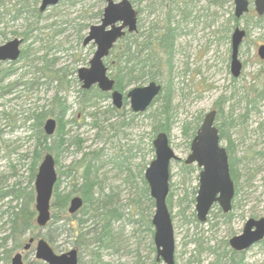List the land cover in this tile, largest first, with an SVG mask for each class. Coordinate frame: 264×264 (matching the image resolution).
I'll return each instance as SVG.
<instances>
[{
    "label": "rangeland",
    "instance_id": "rangeland-1",
    "mask_svg": "<svg viewBox=\"0 0 264 264\" xmlns=\"http://www.w3.org/2000/svg\"><path fill=\"white\" fill-rule=\"evenodd\" d=\"M131 1L138 10L139 29L149 21L160 20L165 16L167 5H163V0ZM34 2L35 0H28L31 5ZM36 2L38 4L39 0ZM6 3L9 12L0 16V32L3 33L0 34V44L14 36L21 37L25 30L31 29V32L21 44V48L25 50L21 58L14 62H0V87L16 79H36L46 83L37 84L35 80L36 83L29 89L18 85L10 94L0 95L1 191L20 187L25 194L32 190L30 198L16 197L13 193L0 196V256L3 249H9L14 243L13 237L4 239L10 233L8 216L12 207H15L13 210L18 209L29 201V206L35 211L32 162L35 151L42 148H35L38 125L31 126L32 120L29 122L25 116L33 105H47L58 90L71 105L70 111L63 118V121L67 120L64 124L66 137L78 135L82 139L84 151L99 149L97 159L92 162L97 200L92 205H87L84 214L80 210L75 213L67 211L69 199L78 195L75 187L80 183L82 173L81 164L73 166L76 168L71 166L81 154L71 143L58 152L55 163L57 179L59 178L58 191H71L65 209L51 204V224L39 231L36 229L34 232L24 233L20 236L23 238L22 245L28 237H43L37 233L49 229V244L53 250L62 253L76 248L79 254L78 264H93L98 258L97 254L101 261L109 264H154L156 253L155 248H152V233L146 225V218H151L154 206L151 207L144 196L138 199L142 191L138 169L143 170V175L144 169L154 158L151 147L155 135L151 128V113L160 108L162 98L133 117L127 103L122 112V117L126 116L123 126L114 124L112 127L106 126L104 130L94 128L89 115L92 107L81 109L79 105L82 88L81 80L77 78V69L89 65L95 44L89 42L83 45L78 38L77 28L86 21L98 23L99 18L92 15L98 5L104 6V2L74 0L71 4L70 0H66L47 8L39 18L31 10L18 19L12 18L13 0H5ZM233 7V0H227L221 8L209 6L206 0H200L195 5L189 4V18L178 24L171 71L169 73L165 67L156 79L162 86L170 89L171 127L168 137L175 154L181 158L170 164L166 196L174 233V264L225 263L232 254L228 239L241 232L247 218L264 215V165L254 176L250 174L254 166L261 163L256 151L264 149V134L257 129L260 122L264 123V99L257 100L256 96V93L264 89V58H260L257 53L258 45L264 43V26L253 25L257 18L253 10L238 19V24L247 33L239 47L242 69L238 76L233 77L229 70L230 35L234 25L230 15ZM85 32L86 30L83 33ZM6 72L11 74L7 76ZM46 74H50L52 78H48ZM56 75L61 78L57 80ZM146 83L147 81L141 84ZM221 98L225 100L221 104L222 112L219 113L220 104L217 102ZM251 99L255 102L249 103ZM98 102L103 108L112 105L109 96L98 98ZM212 108L219 114L215 124L219 127L223 122L222 127L226 131L221 143L227 145L228 140H232V157L239 172V192L233 200L229 218L223 216L219 205L214 203L206 220L201 222L196 218L194 203L189 201L196 195L199 168L187 172L181 165L182 159L189 152L191 139L187 131L196 123L200 124L204 114ZM70 118L74 119L68 120ZM116 118L119 119L114 116L107 122H114ZM230 119L233 120L232 125L228 124ZM98 131L99 134H96ZM55 133L47 139V143L51 142ZM244 156L247 158H243ZM124 157L127 161L124 160V169L120 170L115 161ZM40 160L41 158L36 163L35 173ZM126 164L133 170L131 175L126 171ZM249 165L253 167L248 168ZM70 169L71 173L67 174ZM99 189L111 195L109 204L116 206L122 216L112 223L109 241L107 237L102 238L108 245L95 242L84 248L80 245L81 242L74 241L73 232L76 228L82 231L92 229V233L84 238L87 243L99 229L100 224L95 223L99 218L98 213L103 210V193ZM53 214L56 219L52 217ZM35 216L36 211L34 218ZM80 217L87 219L81 224ZM22 245L11 251L7 261L0 258V264H9L10 257L22 250ZM31 248L23 252L25 264H32L35 260L34 246ZM157 264H163V261ZM243 264H264V243L249 247L244 252Z\"/></svg>",
    "mask_w": 264,
    "mask_h": 264
},
{
    "label": "trees",
    "instance_id": "trees-1",
    "mask_svg": "<svg viewBox=\"0 0 264 264\" xmlns=\"http://www.w3.org/2000/svg\"><path fill=\"white\" fill-rule=\"evenodd\" d=\"M36 1V0H35ZM66 0H62L61 2H64ZM200 0H163V5H167L166 13L163 18L160 20L153 19L152 21H149L147 25H143L139 31L136 33H127L125 36L121 37L117 43L113 46V48L110 50V53L108 57L105 59V64L108 69V74L111 78L114 79V87L118 89L121 92H124L128 87L140 85L143 82H149L151 80L156 81V79L159 77L160 74H162L163 69L166 67L168 72L171 71V60L174 54L175 45H176V39L178 35V24L184 20H187L189 18V15L191 13V9H188L189 4H196ZM207 4L209 6H215L216 8H221L224 6V3L227 2V0H206ZM229 1V0H228ZM104 2V0H100V3ZM70 3L73 4L74 0H70ZM102 5H98L97 9L94 11L92 17L100 18L102 14ZM192 7V6H190ZM32 8V9H31ZM12 12V18L17 19L19 16H22L23 13L29 12L33 10L34 15L36 17L41 16L40 13L37 11L33 5L28 4V0H13V5L11 6ZM9 12L7 8V3L5 4V0H0V16L4 14L5 12ZM245 15V14H244ZM178 16V17H177ZM91 19V18H90ZM230 19L234 21V25L238 24V19L234 17L233 13L230 15ZM229 20V19H228ZM90 22L86 21L81 23L78 28V36L79 39L82 37V33L84 30L87 29ZM254 26L263 27L264 26V15L263 16H257L255 19ZM27 31V30H26ZM26 33V32H25ZM0 34H3L0 32ZM25 50L22 49L20 53V57H22L25 53ZM50 75V74H49ZM51 76V75H50ZM51 78V77H50ZM61 77L60 75H56V79L59 80ZM1 80V79H0ZM29 81H24L22 84H28ZM17 84V82L8 83L5 86V89L7 91H11V89ZM170 89L169 87L162 86L161 91L158 93V95L154 98L153 102L149 107L153 105L155 101L162 98V103L160 108L155 111L154 113H151V128L153 135H155L157 132L165 131L169 136V130L171 127V115L169 113L170 108ZM108 92H103L99 90L96 86H91L88 89H82L81 90V97L79 100V105L81 109H84L86 107H92V111L89 113V115L92 117L91 125L94 128L104 130L106 126H113L114 124H118L120 126H123L124 123H126V116L122 117L123 110L116 109L114 106L106 105V107L103 108L102 105H99L98 98H105L108 97ZM257 100L258 99H264V89L262 91L256 93ZM225 98H221L220 101L217 103L220 104V108L218 109V112H222L221 104L224 103ZM255 100L251 99L249 100V103H253ZM127 104V100L124 99L123 105ZM148 107V108H149ZM71 105L68 104L66 98L59 94L58 90H56L49 100L47 105H33V107H30L28 110V114L25 116L26 120L30 122L32 120L31 126L38 125L35 132V145L37 147H40L39 150H36L33 155V162H32V177L34 178L35 175V166L37 161L46 153H51L54 157L55 163L57 162V154L61 149L67 148V145H70L71 143L75 146V150L77 152H80V158L78 160H75L72 162V167L78 164H81V181L80 183L75 187L76 192L82 197L83 199V205L79 209L80 212L83 214L87 211L86 207L89 204H93L97 198L96 190H95V184L96 181L92 176L93 171V165L92 162L97 159L99 149H92L84 151V147L82 146V139L78 135H69L66 137L67 131L64 129V124L67 122V120L63 121V118L67 115V113L70 111ZM131 112V111H130ZM217 113V111H216ZM132 116L137 115L138 113L131 112ZM125 115V114H123ZM216 114V118H217ZM52 116L56 119V129H55V136L52 138L51 142L47 143V139L51 137V135H48L45 133L44 129L41 127L43 125V120L47 117ZM114 116H118L119 119L114 122H107L109 119H111ZM199 118V117H198ZM74 118H70L68 120H71ZM105 122V125L103 126ZM199 122V121H197ZM223 124V122H222ZM222 124H219V136L222 140L226 136V131L223 129ZM229 125L233 124V120L230 119L228 121ZM187 125V124H186ZM199 126V123L195 124L190 127V131L188 130V136L189 139H191ZM257 129L261 131L264 134V123L260 122L258 124ZM96 134H99V131L96 132ZM232 140H228V144L225 145L226 151L229 156V167H230V174L231 177L234 180L235 183V194L234 198L237 196L239 192V172H237V167L235 165V160L232 157V153L234 151L232 147ZM153 149V147H151ZM42 150H45L42 152ZM256 155H258L261 158V163L254 166L253 172H251V176H254V174L260 170H262V166L264 165V149L256 151ZM249 154V152L247 153ZM250 156V155H249ZM243 158H247L244 156ZM124 160L127 161V158L124 157V159H118L116 162L117 168L120 170H123V162ZM85 162L84 164L82 162ZM128 164V163H127ZM125 165L126 171H128V175H131L133 170L131 166ZM182 168L185 169V171H193L196 170L194 165L191 164H184L182 163ZM71 167V169H72ZM252 165H249L248 168H252ZM76 168V167H73ZM70 171H67V174L71 173ZM142 169H138V176L141 179L142 182V191L139 193L138 199L140 200L141 196H144L151 207L154 206V201L152 197L149 194L148 185L142 175ZM58 185H59V178L55 182L53 186L52 191V197H51V204L55 207H60L62 209H65L66 203L68 198L70 197L71 191H68L66 193H60L61 191H58ZM100 190V189H99ZM98 190V192H99ZM100 193H103L102 190H100ZM13 193L16 197L20 196H27L30 198L32 195V190L30 192H27L24 194L23 189L19 188H11L9 190H6L2 192L4 194L3 196H7L8 194ZM103 198L101 200L103 210L98 213V221L96 220L95 223H99V229L93 233V236L89 239L87 243H85L86 236L91 232L92 229H88L86 231H82L80 228H76L73 232V237H75L74 241L76 243L81 242L80 245L84 246L86 248L89 244L95 243V242H102L103 245H108V242H103V237H107V241H109L108 238H110V230L112 227V223L115 220L120 219L122 216V213L118 210L116 206L110 205L111 195L109 193H103ZM31 200V199H30ZM136 200V201H139ZM192 203H194V196L191 197L189 200ZM29 201H26L21 205L20 208L13 210L9 212L8 221L10 226V233L4 237V239L8 237L14 238V243L12 247H10L7 250L1 251V259H5L6 261L9 258V254L12 250L20 247L23 243L22 236L24 233L28 232H34L36 229L39 231L43 228H46L51 223L50 221L44 226L40 227L35 223L34 214L35 211L33 208L29 206ZM96 209V207H95ZM98 210V209H97ZM193 214V213H192ZM92 216V214H91ZM150 216V215H149ZM223 216L230 217L229 214H224ZM52 217L56 219V215L53 214ZM87 216V218H89ZM86 217H80L79 222L84 223L87 219ZM53 221V220H52ZM97 225V224H96ZM146 225L147 229L153 233L152 225L150 222V218H146ZM50 230H46L44 232L40 233L38 232L37 235L41 234L44 238H46L48 241L51 240ZM92 233V232H91ZM84 239V240H83ZM261 243H264V239L260 241ZM97 243V244H98ZM79 245V244H77ZM154 249V247H152ZM94 253V252H93ZM98 258L96 257V261L93 264H103L104 262L101 261L99 254H97ZM228 261V262H227ZM225 263L222 264H243V256H235V253H233L229 256V259ZM154 264H157L156 258L153 259ZM32 264H45L37 259L33 260L31 262ZM104 264H109L108 262H105Z\"/></svg>",
    "mask_w": 264,
    "mask_h": 264
},
{
    "label": "water",
    "instance_id": "water-1",
    "mask_svg": "<svg viewBox=\"0 0 264 264\" xmlns=\"http://www.w3.org/2000/svg\"><path fill=\"white\" fill-rule=\"evenodd\" d=\"M60 0H40L39 10L55 5ZM102 15L98 23L89 25L84 37V43L92 41L95 50L88 66L77 69V77L81 80L82 88L96 84L102 91L110 92L113 104L120 108L123 94L114 88V79L107 73L104 58L110 49L126 31L137 29V11L129 0H105ZM234 15L240 17L248 9V0H233ZM258 13L264 10V0H253ZM245 30L238 25L231 33L230 70L237 76L241 69L238 58V47ZM20 39L12 38L0 44V61L15 60L20 54ZM260 57H264V45L258 48ZM161 90V85L154 80L142 86H133L127 92L130 108L144 111ZM215 110L208 111L191 139L189 153L184 159L186 164L195 163L201 167L199 184L195 196L196 216L200 221L206 215L214 202H218L223 212L231 209V199L234 195V182L230 176L228 155L220 144L218 128L214 124ZM56 120L49 117L44 122L46 134H52ZM154 158L144 170V178L148 183L149 192L154 200V212L151 223L154 228L153 243L156 249V259L163 264H174V234L173 226L166 205L168 193L169 164L172 159H179L169 144L165 131L157 132L153 138ZM57 179L55 162L51 153H46L38 165L34 179L36 222L45 225L50 219V199L54 183ZM83 203L79 195L71 197L68 212L74 213ZM264 237V216L248 218L241 233L232 236L229 244L233 249L247 248ZM33 241L30 237L24 248ZM35 257L47 264H77V250L72 248L66 252L56 253L44 238L36 241ZM9 264H23L22 254L16 252Z\"/></svg>",
    "mask_w": 264,
    "mask_h": 264
},
{
    "label": "bare ground",
    "instance_id": "bare-ground-1",
    "mask_svg": "<svg viewBox=\"0 0 264 264\" xmlns=\"http://www.w3.org/2000/svg\"><path fill=\"white\" fill-rule=\"evenodd\" d=\"M114 1H119V0H114ZM131 3H132V5H133V2L131 1V0H129ZM36 2V1H35ZM33 3V7H35L36 9H37V11L40 13V15L47 9V8H49V7H47L44 11H41V10H39V6H40V0H39V3L37 4V2L36 3ZM104 5H105V0H104ZM133 7H134V5H133ZM135 8V7H134ZM136 11L138 12V10L136 9ZM22 16H19L18 18H21ZM40 17V16H39ZM38 17V18H39ZM17 18V19H18ZM91 24V23H90ZM89 24V25H90ZM137 31H139V28H138V26H137V29L136 30H133V31H126V33L123 35V36H125L127 33H136ZM26 32V33H25ZM31 32V29H29L28 31H24L21 35V37L20 36H14V37H12V38H18V39H20V43L22 44L23 43V41H25L26 40V38H27V36H28V34ZM87 33V29H86V32H85V34ZM85 34H83L82 33V37H81V39H80V41H82V44L83 45H86V44H88V42L87 43H84L83 41H84V37H85ZM123 36H121V37H123ZM120 37V38H121ZM12 38H10V39H12ZM79 38V37H78ZM9 40V39H8ZM7 41V40H6ZM24 49V48H23ZM21 50H22V48H21ZM109 55V54H108ZM108 55L106 56V57H108ZM19 58H21L20 57V55L15 59V60H8L9 62H14V61H17ZM43 68V67H42ZM45 68V67H44ZM44 71H45V69H43ZM7 73V72H6ZM11 73L10 72H8L7 74H5V75H10ZM46 76L48 77V78H50L51 76L49 75V74H46ZM52 78V77H51ZM50 78V79H51ZM36 79H27V80H22V79H16V80H14V81H10V82H8V83H12V82H17V84L11 89V91H7V89L6 90H2V89H5V86L8 84H6V85H4V86H2V87H0V90L2 91V93L0 94L1 96H3L4 94H7V93H11V92H13V90L16 88V87H18V85H21V88H25V89H29V88H31L35 83H36V81H37V84H43V83H46V82H41V81H39V80H36ZM24 81H29V83L28 84H22V82H24ZM48 82V81H47ZM148 83V82H147ZM146 83V84H147ZM142 85H145V84H140V85H137V86H142ZM111 103H112V105L111 106H114L116 109H120V110H123L124 111V108H125V106L127 105V104H125V105H123L122 104V106L120 107V108H117L114 104H113V102H112V100H111ZM36 174V173H35ZM35 176V175H34ZM13 188V187H12ZM2 192H4V190H2L1 191V188H0V196H3L4 194H2Z\"/></svg>",
    "mask_w": 264,
    "mask_h": 264
},
{
    "label": "flooded vegetation",
    "instance_id": "flooded-vegetation-1",
    "mask_svg": "<svg viewBox=\"0 0 264 264\" xmlns=\"http://www.w3.org/2000/svg\"><path fill=\"white\" fill-rule=\"evenodd\" d=\"M255 11V14L257 15V16H263L264 15V10H263V12L262 13H258L257 11H256V9H255V4H254V2H253V0H248V9H247V11H245L243 14H247V13H249L250 11ZM244 30H245V35H246V33H247V30L245 29V28H243ZM245 37V36H244ZM244 39V38H243ZM243 39H242V41H243ZM241 41V42H242ZM241 42H240V44H241ZM260 45H264V43H260L259 45H258V47H257V53H258V48H259V46ZM21 47V46H20ZM239 47H240V45H239ZM239 47H238V58H239ZM230 49H231V37H230ZM258 55H259V53H258ZM259 57H260V55H259ZM260 58H264V57H260ZM230 61H231V50H230V53H229V70H230ZM3 62H5V61H3ZM241 62V61H240ZM241 69H242V63H241ZM241 69H240V72H241ZM1 71V70H0ZM240 72H239V74H240ZM230 73L232 74V76L233 77H235V75L231 72V70H230ZM238 74V75H239ZM237 75V76H238ZM232 208H233V203H232ZM232 210V209H231ZM231 210L228 212V214L231 212ZM230 215H231V213H230ZM244 226V225H243ZM243 228V227H242ZM234 236V235H233ZM232 237V236H231ZM230 237V238H231ZM229 238V239H230ZM229 239H228V242H229ZM259 243V242H258ZM261 243V242H260ZM248 248H242V249H233V248H231L230 247V253H233V251H234V253H235V255L236 256H243L244 255V252L247 250Z\"/></svg>",
    "mask_w": 264,
    "mask_h": 264
}]
</instances>
